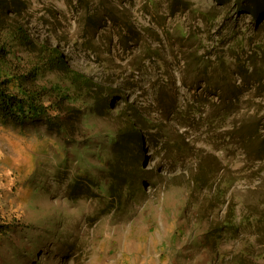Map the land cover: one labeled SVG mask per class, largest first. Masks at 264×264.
I'll list each match as a JSON object with an SVG mask.
<instances>
[{
    "label": "rangeland",
    "instance_id": "obj_1",
    "mask_svg": "<svg viewBox=\"0 0 264 264\" xmlns=\"http://www.w3.org/2000/svg\"><path fill=\"white\" fill-rule=\"evenodd\" d=\"M24 1L37 39L93 83L41 71L70 89L75 132L0 124V264H264V12Z\"/></svg>",
    "mask_w": 264,
    "mask_h": 264
},
{
    "label": "trees",
    "instance_id": "obj_2",
    "mask_svg": "<svg viewBox=\"0 0 264 264\" xmlns=\"http://www.w3.org/2000/svg\"><path fill=\"white\" fill-rule=\"evenodd\" d=\"M241 1L249 11L263 14L264 0ZM28 12L24 0H0V124L26 127L44 121L50 130L61 135L75 132L81 127V113L72 100L70 89L59 83L51 87L44 85L40 81L41 71L58 69L62 78L69 79L71 86L80 93L91 87L93 80L73 69L62 58L58 47L49 48L37 39L31 30L32 21L23 18ZM131 29L125 27L123 30L131 37ZM136 125L135 120L128 122L126 132L136 136ZM75 136L72 134L69 139L76 142ZM111 173V192L114 193L115 180L122 179L118 178L121 175L118 162H112Z\"/></svg>",
    "mask_w": 264,
    "mask_h": 264
}]
</instances>
